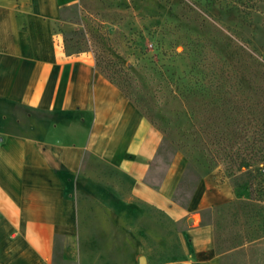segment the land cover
I'll list each match as a JSON object with an SVG mask.
<instances>
[{
  "label": "rangeland",
  "instance_id": "obj_1",
  "mask_svg": "<svg viewBox=\"0 0 264 264\" xmlns=\"http://www.w3.org/2000/svg\"><path fill=\"white\" fill-rule=\"evenodd\" d=\"M69 15L76 31L67 37L68 53L99 46L106 60H122L143 95L154 100L155 120L167 135L161 132L149 182L158 187L177 165L181 179L172 202L188 212L197 183L213 175L227 181L236 198L201 213L223 244L218 259L264 264V190L252 194L241 173L231 177L225 155L234 120L254 118V103L264 112V0H81ZM107 30L117 38L113 43H122L116 52L106 38L97 39ZM231 100L245 109L234 111L227 106ZM218 131L225 134L222 147ZM85 161L79 176L89 191L79 194V217L57 240L55 264H65L67 248L75 257L67 264L184 259L182 233L199 216L170 217L135 197L131 181L117 168L91 155Z\"/></svg>",
  "mask_w": 264,
  "mask_h": 264
},
{
  "label": "crops",
  "instance_id": "obj_2",
  "mask_svg": "<svg viewBox=\"0 0 264 264\" xmlns=\"http://www.w3.org/2000/svg\"><path fill=\"white\" fill-rule=\"evenodd\" d=\"M81 0H0V264H55L57 240L79 217L87 155L131 181L133 195L181 220L185 256L172 264H221L206 209L231 203L215 175L199 184L187 212L172 202L181 179L171 167L149 182L162 134L97 70L92 52L68 53V22ZM76 218V219H75ZM75 259L67 248L63 262Z\"/></svg>",
  "mask_w": 264,
  "mask_h": 264
},
{
  "label": "trees",
  "instance_id": "obj_3",
  "mask_svg": "<svg viewBox=\"0 0 264 264\" xmlns=\"http://www.w3.org/2000/svg\"><path fill=\"white\" fill-rule=\"evenodd\" d=\"M103 37L107 40L108 48L112 49L114 52H116L122 45V43L112 42L113 39L117 38L112 37L109 30H107L106 36H100L97 37V39ZM93 38L95 39L96 36H93ZM66 42H68V39H66ZM83 51L93 53L94 58H96L97 70L101 72L111 84H114L121 90L124 96L136 106L139 112L150 121L155 129H158L166 136V131L161 129L155 120L152 104L154 100L151 98L147 99L145 97L146 94L143 95V89L138 86L137 80L134 77V74L130 72V69L125 68L123 61L114 60L113 58L106 60L103 54L104 51L101 52L99 46H92L87 50L81 49L77 53ZM111 54L112 52H109L110 56ZM227 106H230V108L239 113L245 109L240 108L237 100H231ZM254 112V118H249L248 115H244L243 117L234 120L232 124L234 129L230 131L234 138L232 139V147L230 151L228 150V147L225 148V155L231 162L230 168L227 169L229 175L238 178L237 175L241 173L251 186L252 194H260V192L264 190V112L260 103H254ZM216 138L221 144V147L226 143L225 134H223V132L218 131ZM235 180V184H237L238 180ZM198 185L199 183H197L195 187ZM214 227L216 229L215 225ZM215 245L217 255H222L223 252H221V248L223 247V244L220 242L218 232L216 234Z\"/></svg>",
  "mask_w": 264,
  "mask_h": 264
},
{
  "label": "water",
  "instance_id": "obj_4",
  "mask_svg": "<svg viewBox=\"0 0 264 264\" xmlns=\"http://www.w3.org/2000/svg\"><path fill=\"white\" fill-rule=\"evenodd\" d=\"M140 262H141V264H146L147 263L146 258H141Z\"/></svg>",
  "mask_w": 264,
  "mask_h": 264
}]
</instances>
